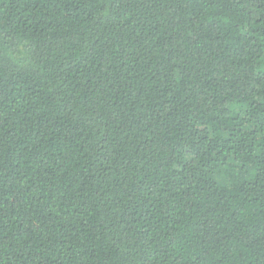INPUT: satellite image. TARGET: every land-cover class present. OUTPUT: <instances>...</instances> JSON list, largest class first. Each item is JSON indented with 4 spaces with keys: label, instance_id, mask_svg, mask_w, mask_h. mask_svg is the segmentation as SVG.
Here are the masks:
<instances>
[{
    "label": "trees",
    "instance_id": "trees-1",
    "mask_svg": "<svg viewBox=\"0 0 264 264\" xmlns=\"http://www.w3.org/2000/svg\"><path fill=\"white\" fill-rule=\"evenodd\" d=\"M0 264H264V0H0Z\"/></svg>",
    "mask_w": 264,
    "mask_h": 264
}]
</instances>
